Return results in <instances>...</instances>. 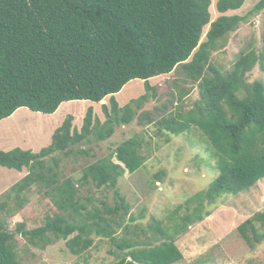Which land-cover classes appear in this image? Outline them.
<instances>
[{
	"label": "trees",
	"instance_id": "obj_1",
	"mask_svg": "<svg viewBox=\"0 0 264 264\" xmlns=\"http://www.w3.org/2000/svg\"><path fill=\"white\" fill-rule=\"evenodd\" d=\"M244 1L217 0L212 20L211 0H0V121L21 107L51 114L63 102L108 97L101 104L104 122L91 106L79 129L67 116L38 152L0 149V166L27 170L0 195V264H22L17 235L41 249L63 239L72 255L93 247L94 239L107 240L114 264H172L183 258L175 238L208 217L218 197L248 191L264 177V83L246 81L254 67L264 71V36L259 49L240 52L227 70L211 61L248 15L264 11L258 0L246 15L227 13ZM169 73L176 75L177 110L164 104L156 126L176 135L197 126L212 148L217 176L185 200L194 204L190 212L180 215L176 207L166 216L168 227L155 216L145 226L116 188L126 171L142 166L143 139L129 137L85 164L79 159L136 118V108L120 107L115 93L133 79L143 80L148 93L151 78ZM182 84L199 94L188 109L183 96L189 89ZM150 116L142 112L139 124L153 122ZM65 159L79 165L72 168L80 171L77 179L65 172ZM32 187L55 211L32 228L20 221L9 229L8 218L24 207ZM84 188L90 194L82 196ZM236 230L251 247L264 242V211Z\"/></svg>",
	"mask_w": 264,
	"mask_h": 264
},
{
	"label": "rangeland",
	"instance_id": "obj_2",
	"mask_svg": "<svg viewBox=\"0 0 264 264\" xmlns=\"http://www.w3.org/2000/svg\"><path fill=\"white\" fill-rule=\"evenodd\" d=\"M216 1L211 0L209 7L212 20L219 15L215 7ZM257 1L245 0L239 9L229 10L227 13L246 15ZM263 36L264 11L248 15L238 29L231 32L227 39L225 37L226 46L212 53L211 61L222 70H227L233 66L240 52L250 48L259 49ZM175 76L174 73H169L151 78L149 83L152 89L148 93L141 79H133L125 84L114 97L120 107L130 105L133 109L136 108V118L128 125L116 127L113 135L106 141L92 146L90 151L94 155L79 159V164H85L114 149L129 137L136 135L143 139L142 154L145 158L142 166L134 173L126 171L116 188L130 203L132 214L139 217L137 222L145 226L155 216L162 219L168 227L171 222L166 216L176 207H180V215L190 212L194 204H187L185 200L196 192L206 190L217 176L216 160L210 155L212 148L197 126L191 125L179 135L156 126L155 121L166 114V109H162L164 104L167 111L177 110V87L172 84ZM255 80L264 83V71L259 66L246 75L247 82ZM182 86L189 89V93L183 96V107L188 109L199 94L189 84ZM145 93V100L138 99ZM103 103H108V97L100 103L88 100L67 101L51 114L21 107L0 121V149L8 151L19 147L38 152L51 143L52 134L69 115L73 116V126L79 129L86 109L92 106L94 116L104 122L106 115L101 107ZM137 103H140V108H137ZM146 111L153 122L147 124L145 120L139 124L137 116ZM64 165L65 172L73 179L80 176L79 169L72 170L79 165L70 159H65ZM26 173V168L18 171L0 166V195ZM106 193L111 199L112 190H107ZM87 194L90 193L84 188L82 196ZM25 195L27 203L8 218L9 229H13L20 221L32 228L43 221L46 213L55 211L50 199L44 197L37 187H32ZM210 208L208 217L189 225L185 233L175 238L183 258L172 264H264V242L255 243L251 247L236 230L245 219L264 211V177L248 191L218 197ZM169 232L172 233L171 230ZM149 235L153 242L157 241L152 233ZM16 239L22 264H114L115 261L107 240L94 239L93 247L81 255H72L63 239L44 249L26 244L20 235Z\"/></svg>",
	"mask_w": 264,
	"mask_h": 264
}]
</instances>
